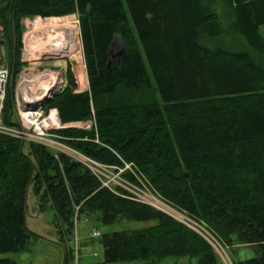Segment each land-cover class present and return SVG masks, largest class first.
<instances>
[{
    "label": "trees",
    "instance_id": "trees-1",
    "mask_svg": "<svg viewBox=\"0 0 264 264\" xmlns=\"http://www.w3.org/2000/svg\"><path fill=\"white\" fill-rule=\"evenodd\" d=\"M70 14L78 19L88 90L73 92L68 69L66 88L47 108L63 124L93 118L94 126L57 131L62 143L104 165L129 164L224 248L252 249L253 258L234 264H264V0H0L15 75L22 65L21 20ZM13 96L8 89L6 124H13ZM30 187L38 211L53 212L62 242L73 241L79 219L104 226L155 221L95 238L104 264H160L168 257L224 264L201 235L101 188L69 156L59 153L57 160L43 146L2 135L0 254L28 250ZM65 252L69 264L74 250Z\"/></svg>",
    "mask_w": 264,
    "mask_h": 264
},
{
    "label": "rangeland",
    "instance_id": "rangeland-1",
    "mask_svg": "<svg viewBox=\"0 0 264 264\" xmlns=\"http://www.w3.org/2000/svg\"><path fill=\"white\" fill-rule=\"evenodd\" d=\"M63 19H67L63 21ZM57 20H59L57 22ZM52 22L57 24L68 23L71 27L70 33L64 35L60 42L57 44L56 49L51 54H58L56 57L39 58V60H31L25 62L22 56V49L25 43V36L29 33L30 35L36 34V31L44 29L47 26L45 22ZM56 21V22H54ZM62 23H59V22ZM77 21V22H76ZM44 24V25H43ZM55 25V24H52ZM21 27V48L18 56V60L22 63L19 71L15 75L13 73L12 67L9 65L10 52L6 46V35L5 29L0 24V65L5 69L7 68L10 73V78L8 80L7 90L11 89L15 93V88L19 80L21 72H23L26 67L25 65H34L33 70L37 72H42L43 70L49 71H62L61 75L63 80L66 81L67 86V71L68 69H73L74 79L76 83V88L73 89L74 93L85 92L88 90V80L86 75V69L82 54V43L80 40L78 19L76 14H70L63 17H51V18H26L22 19L20 22ZM260 34L264 37V26L260 28ZM28 36V35H27ZM119 40H115L114 49L116 53H119L121 47L119 48ZM34 58V57H33ZM84 72L83 78H78L79 73ZM66 88V87H65ZM64 88V89H65ZM62 89L61 91H63ZM14 99V96H13ZM49 104V103H48ZM5 109V104H4ZM11 120L15 124L17 123V115L12 113ZM81 122V121H80ZM74 123V122H73ZM72 123V124H73ZM79 125V124H78ZM77 125V126H78ZM80 126V125H79ZM90 127V126H88ZM84 126L85 129H91ZM24 152L27 153V147H24ZM72 157L78 159L79 161H84L79 155L72 152ZM72 158V160H73ZM75 159V161H76ZM78 162V161H77ZM38 199L32 193L31 187L28 190L26 197V226L28 230L34 235L30 241L27 252L24 253H7L0 254V259H9L14 264H63L65 258V250L70 248L74 250L73 261L69 264H75V250L78 249L77 264H104L102 256V248L98 239L90 238L89 234L93 228H96L100 234L111 233L117 231H141L148 227L155 225V221H145V222H122L119 224L104 226L100 223L85 221L79 219L75 224V236L70 242H62L58 235L57 230L53 225V212L47 208L43 213L38 211L37 206ZM212 246L215 253L221 259L224 264H234L237 261L247 260L253 258L254 254L250 247L244 245H238L232 248H224L219 243L212 241ZM95 255V256H94ZM189 264V260L186 258H175L168 257L163 259L160 264ZM114 264H145V262H130V263H114ZM190 264H194L191 260Z\"/></svg>",
    "mask_w": 264,
    "mask_h": 264
},
{
    "label": "built area",
    "instance_id": "built-area-1",
    "mask_svg": "<svg viewBox=\"0 0 264 264\" xmlns=\"http://www.w3.org/2000/svg\"><path fill=\"white\" fill-rule=\"evenodd\" d=\"M25 46L24 43L22 56L25 62L39 60L38 57H26L24 54L26 50ZM33 66L25 65L26 69L21 72L15 88L14 108L12 112L17 115V123L6 124L4 122V104L10 73L7 68L5 69L0 65V135L17 140L22 145L36 144L43 146L52 151L54 158L57 160L59 153L73 158L72 152H74L84 159L82 162L75 158L76 162L78 161V163L84 165L91 172L100 183L101 188L107 189L114 195L158 210L176 222L198 233L212 245V241L215 240L201 223H198L196 220L188 217L184 212L166 203L159 195L151 190L145 181L131 170L129 164H125L122 168L104 165L63 144L62 139L57 135V131L66 128L84 130V126H94V119L75 122L73 124L61 123L57 110L55 108H47L48 104H43L42 102L45 99H51L52 101L54 95L66 87V81L63 80L64 78L61 75L62 71L54 72L43 70L42 72H37L33 70ZM70 70L74 75L73 69ZM46 86L50 88L47 89L45 88ZM75 159L73 158L74 161ZM128 173L132 175L134 181L126 175ZM89 236L90 238H98L100 232L94 229L90 232ZM76 250L75 264H77L78 255Z\"/></svg>",
    "mask_w": 264,
    "mask_h": 264
},
{
    "label": "bare ground",
    "instance_id": "bare-ground-1",
    "mask_svg": "<svg viewBox=\"0 0 264 264\" xmlns=\"http://www.w3.org/2000/svg\"><path fill=\"white\" fill-rule=\"evenodd\" d=\"M59 21V20H58ZM49 24H55L52 26H43L44 29H40L36 31L34 35H30L29 33L25 36V56L26 57H56L58 54H51L55 49L57 44L63 38V36L68 35L70 33L71 27L68 23L66 24H57L52 22H46ZM59 23H62L61 21ZM31 57V58H32ZM45 88L49 89V86Z\"/></svg>",
    "mask_w": 264,
    "mask_h": 264
},
{
    "label": "water",
    "instance_id": "water-1",
    "mask_svg": "<svg viewBox=\"0 0 264 264\" xmlns=\"http://www.w3.org/2000/svg\"><path fill=\"white\" fill-rule=\"evenodd\" d=\"M121 54V53H120ZM51 102V99H45L42 103L43 104H48ZM26 106H28V104H26Z\"/></svg>",
    "mask_w": 264,
    "mask_h": 264
},
{
    "label": "crops",
    "instance_id": "crops-1",
    "mask_svg": "<svg viewBox=\"0 0 264 264\" xmlns=\"http://www.w3.org/2000/svg\"><path fill=\"white\" fill-rule=\"evenodd\" d=\"M83 73H84V72L79 73V76H78L79 80H80V78L85 77Z\"/></svg>",
    "mask_w": 264,
    "mask_h": 264
}]
</instances>
